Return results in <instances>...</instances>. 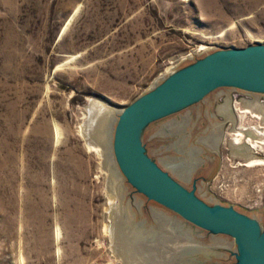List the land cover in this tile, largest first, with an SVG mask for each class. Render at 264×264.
<instances>
[{"label":"rangeland","instance_id":"374dc122","mask_svg":"<svg viewBox=\"0 0 264 264\" xmlns=\"http://www.w3.org/2000/svg\"><path fill=\"white\" fill-rule=\"evenodd\" d=\"M253 44L264 45V0H0V264H123L108 173L87 133L88 101L123 109L170 71ZM231 89L153 120L143 146L164 165L180 156L167 133L172 119L192 111L193 145L224 122L220 156L203 152L192 188L264 217V162L248 164L264 160L252 130L264 132V96L252 101L262 104L256 115ZM237 131L244 139L234 143Z\"/></svg>","mask_w":264,"mask_h":264},{"label":"water","instance_id":"95a60500","mask_svg":"<svg viewBox=\"0 0 264 264\" xmlns=\"http://www.w3.org/2000/svg\"><path fill=\"white\" fill-rule=\"evenodd\" d=\"M222 86L264 93V45L215 51L170 71L123 109L88 101L87 133L108 173L123 264H264V217L207 200L142 142L147 124Z\"/></svg>","mask_w":264,"mask_h":264},{"label":"flooded vegetation","instance_id":"af4514ba","mask_svg":"<svg viewBox=\"0 0 264 264\" xmlns=\"http://www.w3.org/2000/svg\"><path fill=\"white\" fill-rule=\"evenodd\" d=\"M225 87H228V86H225ZM229 87H232V86H229ZM230 91L239 92L240 94L242 93L247 99L242 98V97L241 99L245 100L246 102L253 101L254 98L260 99L262 96H264V93L262 92L249 91V90L241 89L238 87H232ZM203 96L200 99H202ZM191 104L181 109L190 107ZM221 109L226 110L228 108H226V106L223 105L222 107H220V110ZM177 111H174L172 113H175ZM172 113H170V115ZM218 115L221 116L222 113H218ZM191 118H192V111L188 109L185 115H182L181 117L177 116V118L172 119L170 121V126L173 127V129L172 131H167V133H170L171 138H173L172 146L175 150H177V152H179L180 156L179 157H169L168 159L163 160V163L168 169H173L179 176L189 178L191 182V187H196V184H197L196 182L198 180L197 178H192V176H193L194 169H196V167L198 166L203 165L205 162V157H204L203 152L208 150L210 151L209 154L211 157H215V155L218 157L220 156L219 155V142L221 139L220 130H221V125L223 126L224 122L222 124L216 123V124H213L212 126H208L202 132V134L201 133H199L200 135L197 134L198 138L194 140V142L198 145H195V144L193 145L189 143L191 129H192L191 127H193V125H191L192 124ZM163 127L165 128V126ZM236 129H238V127ZM244 133L245 132H241L242 135L240 138L244 139L243 138ZM247 139L249 140V137L247 138L245 137L246 142H248ZM214 145H216V148H213ZM168 160H169V164L166 162ZM179 170L181 172H178ZM207 181H209V179H207Z\"/></svg>","mask_w":264,"mask_h":264},{"label":"bare ground","instance_id":"6f19581e","mask_svg":"<svg viewBox=\"0 0 264 264\" xmlns=\"http://www.w3.org/2000/svg\"><path fill=\"white\" fill-rule=\"evenodd\" d=\"M249 103H252V106H250L249 107V111L250 112H252V110H253V112L252 113H254V110L257 112V113H255L256 115L257 114H259L260 112L258 111V109H261L262 107H261V105L262 104H260L258 101H256V102H252V101H248ZM247 110V111H248ZM246 111V110H245ZM263 113H264V110H263ZM261 114V113H260ZM259 114V115H260ZM253 115V114H252ZM258 115V116H259ZM262 118V117H261ZM242 129V128H241ZM253 131H256V133L260 136V139H261V142L262 143H264V132L263 131H260V130H258V129H256V128H254L253 127V129H252ZM237 134H240V137H241V135L243 134H241V131H237L236 132ZM236 134V136L234 137V139H233V141H234V143H238V142H240V137H238L239 135H237ZM259 141V140H258ZM250 143H251V145L252 146H254L255 144H256V141H254V140H250ZM258 143V142H257ZM91 145H92V143H91ZM215 146V145H214ZM214 146H213V148H214ZM95 149H97L98 151L100 150V148H99V146L98 147H94ZM100 152H101V150H100ZM262 162H264V160L263 159H252L251 161H248V164L249 165H254V164H258V163H262ZM110 230H111V227H110Z\"/></svg>","mask_w":264,"mask_h":264},{"label":"built area","instance_id":"2783aa9c","mask_svg":"<svg viewBox=\"0 0 264 264\" xmlns=\"http://www.w3.org/2000/svg\"><path fill=\"white\" fill-rule=\"evenodd\" d=\"M262 101V100H261Z\"/></svg>","mask_w":264,"mask_h":264}]
</instances>
